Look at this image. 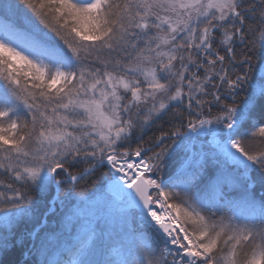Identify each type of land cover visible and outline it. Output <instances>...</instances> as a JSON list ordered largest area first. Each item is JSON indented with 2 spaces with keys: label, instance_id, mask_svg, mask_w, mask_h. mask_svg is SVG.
<instances>
[{
  "label": "snow or ice",
  "instance_id": "1",
  "mask_svg": "<svg viewBox=\"0 0 264 264\" xmlns=\"http://www.w3.org/2000/svg\"><path fill=\"white\" fill-rule=\"evenodd\" d=\"M264 264V0H0V264Z\"/></svg>",
  "mask_w": 264,
  "mask_h": 264
},
{
  "label": "trees",
  "instance_id": "2",
  "mask_svg": "<svg viewBox=\"0 0 264 264\" xmlns=\"http://www.w3.org/2000/svg\"><path fill=\"white\" fill-rule=\"evenodd\" d=\"M19 256V250H14L12 254L8 257V260L11 262V264H14L15 260Z\"/></svg>",
  "mask_w": 264,
  "mask_h": 264
}]
</instances>
